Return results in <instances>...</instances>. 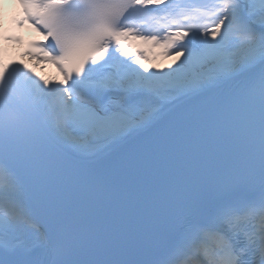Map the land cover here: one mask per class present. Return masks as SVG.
<instances>
[{
	"label": "snow or ice",
	"instance_id": "snow-or-ice-1",
	"mask_svg": "<svg viewBox=\"0 0 264 264\" xmlns=\"http://www.w3.org/2000/svg\"><path fill=\"white\" fill-rule=\"evenodd\" d=\"M18 4L63 79L0 49V264H264V0Z\"/></svg>",
	"mask_w": 264,
	"mask_h": 264
},
{
	"label": "bare ground",
	"instance_id": "bare-ground-1",
	"mask_svg": "<svg viewBox=\"0 0 264 264\" xmlns=\"http://www.w3.org/2000/svg\"><path fill=\"white\" fill-rule=\"evenodd\" d=\"M176 2L178 4H183V3H186L187 0H176ZM19 11H23V9L19 6L18 0H0V27L2 25H5L11 22L12 19L18 15ZM33 31L34 29L29 24H25L23 27H20L21 41L19 44L13 45L15 49V53L16 55H18L17 59L21 63H26L25 61H27L31 65L32 68L34 67L36 69L37 73L45 76V78L47 79H55V80L63 79V76L59 73L55 65L50 64V63H42V64L34 63V62L26 60L21 54V46L23 42L31 37V35L34 33ZM174 59H175V56H172V57L164 56L160 65L151 63L149 61H147V63H149V65L154 64L159 68H164L165 65L172 63Z\"/></svg>",
	"mask_w": 264,
	"mask_h": 264
}]
</instances>
